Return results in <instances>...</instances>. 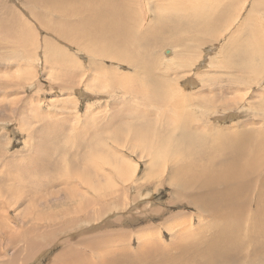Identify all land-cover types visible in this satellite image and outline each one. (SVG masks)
Segmentation results:
<instances>
[{"label": "rangeland", "instance_id": "obj_1", "mask_svg": "<svg viewBox=\"0 0 264 264\" xmlns=\"http://www.w3.org/2000/svg\"><path fill=\"white\" fill-rule=\"evenodd\" d=\"M79 3L0 0V264H202L203 184L264 143V0Z\"/></svg>", "mask_w": 264, "mask_h": 264}, {"label": "bare ground", "instance_id": "obj_2", "mask_svg": "<svg viewBox=\"0 0 264 264\" xmlns=\"http://www.w3.org/2000/svg\"><path fill=\"white\" fill-rule=\"evenodd\" d=\"M69 1L74 2V3L80 2V0H69ZM89 3L91 5H89ZM83 4L89 10L91 8L96 13V15H94L91 18V21H90L91 24H95L99 19H101V15H102L101 11L103 8L100 3H93V2L88 1ZM80 5L81 3H79V6ZM113 5L116 6L118 9L121 8V5L119 4H113ZM57 6H60V2H57ZM109 10H112L113 12ZM70 11H71V14H75V13L81 12V8H76V9L72 8ZM107 11H109L108 15L110 16V15H115L116 12H118L119 10L109 8ZM86 14H87V17L90 15L88 12H86ZM90 23H89V26H91ZM96 25H98L100 29L103 26L102 24H96ZM105 26L106 28L110 29V27H108L107 24ZM84 27L85 25L83 24V28ZM94 31H97V30L94 28ZM104 32H108V31L107 30L102 31V33ZM233 139H230V144L225 146L226 148H225L224 158L226 161V166H225L226 176L221 182L224 185V188L220 190L218 188L219 186L218 187L216 186L214 188V186L212 185L205 186V184H203L204 185L203 186L204 189H203L202 186H200L204 191H203V194L201 195L202 199L198 203L199 206H202L205 211L213 213L217 218L221 217L222 211L219 212V208L223 207L227 210V213L224 212L226 213L224 215H227L232 218L231 220H229L227 217L224 216V221L226 223V229L224 233L225 242L216 241V239L214 238L215 241L213 240H212L213 242L210 241L209 243L205 245L204 248L201 249L200 247H197L195 248V252L192 249L194 252V254L192 255H195V260H198V259L202 260L201 261L202 264H264V177L259 176L260 177L259 179L258 176H256L257 170L253 173L254 168L257 165L258 167L262 168V164L264 160V143L263 144L258 143L255 147L251 148V151L249 152L250 158L245 160L246 162H244L248 164L247 166L248 172H246L242 168L243 167L242 165H244L242 161V156L245 153L246 146L245 145L242 146L239 143L242 146L241 148H239V145L237 143H234ZM216 146H213V147H216ZM254 148L255 150H253ZM216 152H218V149L217 151H215V153ZM215 153L212 155L210 154L211 156L209 157V162L213 165L214 163L216 164V162L219 163L217 161V157ZM185 173L186 172H184V174ZM248 173L251 179L245 181L246 178H249V176L247 177ZM254 188H256L257 191H253ZM248 196H252L251 200L250 201L248 200L249 206L250 205L256 206L255 210H253L250 214L247 212L248 211V205H247L248 201L246 200ZM211 197L213 199H216L217 201H221L222 204L216 203V202L212 203L211 205L204 204V202L208 201ZM209 202L211 203L212 201L209 200ZM245 208L247 211L245 210ZM258 215H262V218H260ZM233 218L235 220H238L236 224L233 222ZM242 223H244L248 227L251 224L258 225L260 226L261 230L256 232L257 230L252 229L250 231V239H247L246 236L244 235V233H246V230H242ZM258 237L262 239L257 241ZM246 243H248V245L244 249V246ZM213 244L217 246L213 247L212 246ZM210 246H212L213 249H210ZM153 252L157 253V252H160V250L155 249ZM119 255L121 256V254ZM119 257L112 264H140L139 262H134V260L132 259L133 256L132 258H130L131 256L129 258L126 256H125L126 258H123V256L121 258ZM151 257L156 258L153 264H165V263L160 262L164 260L158 259V255L154 254V255H151ZM166 260H171V259H166ZM186 264H201V263L200 262L192 263L191 259H189L188 262H186Z\"/></svg>", "mask_w": 264, "mask_h": 264}]
</instances>
